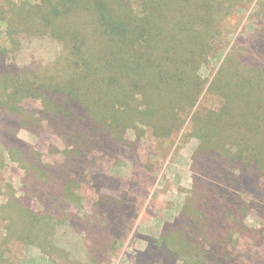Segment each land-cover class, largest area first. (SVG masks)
<instances>
[{
	"label": "trees",
	"instance_id": "obj_1",
	"mask_svg": "<svg viewBox=\"0 0 264 264\" xmlns=\"http://www.w3.org/2000/svg\"><path fill=\"white\" fill-rule=\"evenodd\" d=\"M244 1L252 0H0V165L6 154L24 172L22 196L0 207L1 264L17 243L54 248L65 264L110 260L145 201L130 187L100 192V183L80 214L97 160L137 149L146 133L167 141L187 120L199 141L192 214L144 237L135 264H264V4L250 35L231 44ZM34 41L62 52L34 61ZM213 60L218 67L202 77ZM207 97L213 103L200 111ZM18 128L52 132L58 158L43 160ZM150 172L133 161L131 187L150 193ZM252 214L261 227L246 225Z\"/></svg>",
	"mask_w": 264,
	"mask_h": 264
},
{
	"label": "rangeland",
	"instance_id": "obj_2",
	"mask_svg": "<svg viewBox=\"0 0 264 264\" xmlns=\"http://www.w3.org/2000/svg\"><path fill=\"white\" fill-rule=\"evenodd\" d=\"M261 4H264V0H252L250 3L244 1L243 4L239 5V8L232 16V21L236 24L237 29L228 36L231 44L239 37L249 36L253 28L259 24V20L254 16V12L260 8ZM2 38L3 32L0 31V42ZM27 51L34 55V61H39V59H43L49 52L61 54L62 49L54 44L46 43L38 45V42L34 41V44H31L27 48ZM217 62V60L211 61L210 69L202 67L199 71L200 75L210 78L211 70L214 72V68L219 65ZM51 67L53 73L56 69L53 66ZM57 70L60 71V66ZM26 103V108L33 110L37 107L36 102L27 101ZM198 103L200 105L199 110L205 111L213 103V99L212 97H207V99L203 100L201 98ZM188 122L189 120L185 122L179 134L171 137L167 141L151 140V135L146 133L137 149L131 150L127 147L124 148L120 158L116 160L106 161L105 163L97 160L95 168V173L97 174L90 177L93 182L89 183L87 189L79 195L81 199L79 206L82 210L80 214L89 211V206L96 196L95 186L100 183L103 185L100 192L103 193L110 194V192L117 190H129V187L134 192L138 193L140 191L138 195L141 196V199H144L145 203L128 238L119 244L116 255L108 261L98 260L95 263L88 262L86 264H135L137 253L143 251L147 245L144 237L157 239L161 236L165 223L172 222L179 214H192L193 207L189 201L192 197L191 165L192 158L196 157L199 141L190 134V123ZM16 132L17 137L32 145L45 161H54L58 158L57 155L52 153L54 152L51 151L52 146L60 150L63 148L57 137L50 131L42 130L38 136L21 128H18ZM128 137L131 140L135 138L132 132H128ZM3 159L2 161L4 162L0 165V207L8 203L11 193H15L17 197L22 196L20 187L24 176L23 169L17 161L12 160L6 154L3 155ZM136 159L143 164H151L153 166V172L148 173L145 179V186L147 187L151 181L150 178H154V183H151L150 193L148 194L143 190L142 186L131 187L129 183L131 166ZM147 171L149 172V170ZM10 186L11 189L9 188ZM32 206L34 209L38 208L35 202L31 204ZM6 215L13 216L17 219L14 210H11ZM245 223L249 227H261L260 220L254 214L250 215ZM4 224V221L0 222V226ZM14 247H9L10 252L7 251L6 253L5 257L7 259L9 258L6 264L66 263L62 262L59 252L56 249L46 245L36 247L22 246L17 243ZM72 259L74 258L72 257ZM5 262L6 260L2 263ZM68 262L74 264L75 261L68 259Z\"/></svg>",
	"mask_w": 264,
	"mask_h": 264
}]
</instances>
